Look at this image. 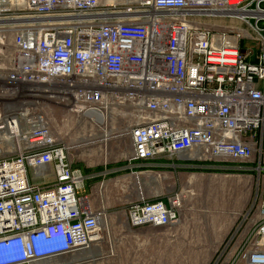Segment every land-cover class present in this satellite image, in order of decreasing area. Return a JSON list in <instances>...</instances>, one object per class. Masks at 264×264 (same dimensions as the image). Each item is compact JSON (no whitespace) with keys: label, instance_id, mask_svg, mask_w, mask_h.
Here are the masks:
<instances>
[{"label":"built area","instance_id":"obj_1","mask_svg":"<svg viewBox=\"0 0 264 264\" xmlns=\"http://www.w3.org/2000/svg\"><path fill=\"white\" fill-rule=\"evenodd\" d=\"M218 20L238 26L208 27ZM50 106L71 119L74 141L54 135ZM96 129L129 139L125 170L138 183L191 162L254 173L256 219L220 259L264 264V0H0V264L103 241L109 213L69 160ZM161 158L184 165L154 167ZM142 193L129 227L179 224L178 194Z\"/></svg>","mask_w":264,"mask_h":264},{"label":"rangeland","instance_id":"obj_2","mask_svg":"<svg viewBox=\"0 0 264 264\" xmlns=\"http://www.w3.org/2000/svg\"><path fill=\"white\" fill-rule=\"evenodd\" d=\"M217 22L207 25L216 31L238 26L230 20ZM241 46L243 49L253 47L247 40H243ZM64 115L63 108L49 107L54 135L71 142L77 134L67 132L72 121L64 120ZM117 122V127L121 128L122 122ZM102 134V130H94L90 138L94 143L70 152L69 160L73 168L92 178L85 181L86 195L104 204L109 213L103 241L87 251L38 264H214L218 260L223 262L220 258L228 249L233 248L231 254L235 251L256 219V195L260 194V188L254 173L214 168L215 163L191 162L186 168L149 170L150 176H142L138 184L125 170L129 139H110L104 144L100 141ZM165 159L170 163V158ZM175 163L172 160L171 164ZM122 164L124 166L117 167ZM230 165L237 167L236 163ZM29 176L38 184L53 180L52 174L46 180L35 178L32 171ZM140 191L149 200H166L178 194L181 199L179 224L172 228L129 227L126 212L129 205L139 199ZM229 224H233V229L221 240ZM226 262L230 263L227 259L222 264Z\"/></svg>","mask_w":264,"mask_h":264},{"label":"crops","instance_id":"obj_3","mask_svg":"<svg viewBox=\"0 0 264 264\" xmlns=\"http://www.w3.org/2000/svg\"><path fill=\"white\" fill-rule=\"evenodd\" d=\"M174 161V160H173ZM175 164H178L179 165V163H181L182 165H184V163H182L181 161H179L178 159H175ZM171 163H172V160H170V163L166 160V159H164V158H161V159H159V160H157L156 162H154L153 163V165H154V167L155 166H157L158 164H170L171 165ZM186 165H190V164H186ZM233 167V166H232ZM158 169V168H157ZM232 229H233V224H229V225H227V227L226 228H224V231H223V235H222V238H221V240L222 239H225L226 237H227V235L232 231Z\"/></svg>","mask_w":264,"mask_h":264},{"label":"bare ground","instance_id":"obj_4","mask_svg":"<svg viewBox=\"0 0 264 264\" xmlns=\"http://www.w3.org/2000/svg\"><path fill=\"white\" fill-rule=\"evenodd\" d=\"M103 123H104V122H103ZM107 134H108V133H107ZM107 134H106V135H107ZM103 137H105V136H103V134H102V136H101V138H100V141H101L102 143L105 144V143L107 142L108 139H105V138H103ZM89 141H90L89 144L94 143L93 139H89ZM134 179H135L136 182L138 183V180H139V179H138V178H134ZM138 184H139V183H138ZM86 251H87V250H86ZM82 252H84V251H82ZM36 263L38 264V263H40V262H36Z\"/></svg>","mask_w":264,"mask_h":264},{"label":"trees","instance_id":"obj_5","mask_svg":"<svg viewBox=\"0 0 264 264\" xmlns=\"http://www.w3.org/2000/svg\"><path fill=\"white\" fill-rule=\"evenodd\" d=\"M122 166H124V165H123V164H122V165H118L117 167H122ZM99 170L101 171V169H97V171H99ZM100 171H99V172H100ZM86 172H87V171H86ZM85 176H86V175H85Z\"/></svg>","mask_w":264,"mask_h":264}]
</instances>
